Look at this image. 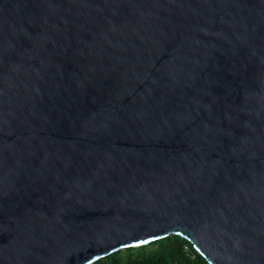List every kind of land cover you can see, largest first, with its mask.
<instances>
[{
	"label": "water",
	"instance_id": "1",
	"mask_svg": "<svg viewBox=\"0 0 264 264\" xmlns=\"http://www.w3.org/2000/svg\"><path fill=\"white\" fill-rule=\"evenodd\" d=\"M173 234L264 264V0H0V264Z\"/></svg>",
	"mask_w": 264,
	"mask_h": 264
},
{
	"label": "trees",
	"instance_id": "2",
	"mask_svg": "<svg viewBox=\"0 0 264 264\" xmlns=\"http://www.w3.org/2000/svg\"><path fill=\"white\" fill-rule=\"evenodd\" d=\"M92 264H209L193 243L179 234L118 250Z\"/></svg>",
	"mask_w": 264,
	"mask_h": 264
}]
</instances>
